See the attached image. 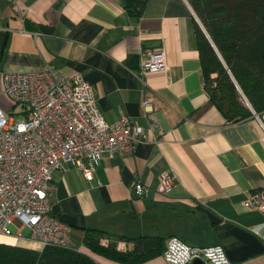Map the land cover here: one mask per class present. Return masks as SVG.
Masks as SVG:
<instances>
[{
  "label": "crops",
  "instance_id": "0c3cea01",
  "mask_svg": "<svg viewBox=\"0 0 264 264\" xmlns=\"http://www.w3.org/2000/svg\"><path fill=\"white\" fill-rule=\"evenodd\" d=\"M199 20L189 0H147L139 16L122 0H0L1 69L38 72L50 64L81 74L107 122L127 114L147 130L134 151L103 158L92 181L77 168L54 173V212L72 228L67 247L102 264H132L93 252L87 229L161 236L165 245L177 236L192 246L222 245L234 264H264V211L244 205L264 187V113L262 121L256 114L228 121L211 100ZM144 48L164 50L167 69L141 75ZM147 94L161 131L151 128ZM165 170L179 176L169 194L159 191ZM136 177L150 187L146 197L135 195ZM139 264L169 263L162 253Z\"/></svg>",
  "mask_w": 264,
  "mask_h": 264
},
{
  "label": "built area",
  "instance_id": "2783aa9c",
  "mask_svg": "<svg viewBox=\"0 0 264 264\" xmlns=\"http://www.w3.org/2000/svg\"><path fill=\"white\" fill-rule=\"evenodd\" d=\"M143 52L141 75L167 69L164 50ZM4 97L9 106L2 104ZM143 104L153 118L152 130L161 131L150 95ZM146 139L145 126L127 114L107 122L93 85L81 74L68 75L50 64L38 72L0 68V236L35 242L39 251L67 247L72 228L54 212V173L77 168L92 181L103 158L132 152ZM178 181L175 171H163L159 191L171 193ZM132 189L139 198L150 191L138 177ZM244 205L264 211V187L247 196ZM163 256L169 264H190L195 257L207 264H234L222 245L192 246L177 236L168 239Z\"/></svg>",
  "mask_w": 264,
  "mask_h": 264
},
{
  "label": "trees",
  "instance_id": "16d2710c",
  "mask_svg": "<svg viewBox=\"0 0 264 264\" xmlns=\"http://www.w3.org/2000/svg\"><path fill=\"white\" fill-rule=\"evenodd\" d=\"M132 15H141L147 0H122ZM196 21L205 87L228 121L264 113V0H189ZM85 244L107 258L139 264L166 248L161 236L104 235L87 229ZM131 247L120 249V242ZM0 264H102L69 247H33L0 241Z\"/></svg>",
  "mask_w": 264,
  "mask_h": 264
},
{
  "label": "rangeland",
  "instance_id": "374dc122",
  "mask_svg": "<svg viewBox=\"0 0 264 264\" xmlns=\"http://www.w3.org/2000/svg\"><path fill=\"white\" fill-rule=\"evenodd\" d=\"M5 104L6 106H9V103H8V101L6 100V99H4V100H2V104ZM12 231L14 232V233H17V231H18V229H17V227L16 226H14V225H12ZM23 233H24V235H27V234H29V229L28 228H25L24 230H23ZM4 239V238H6L5 236H0V239Z\"/></svg>",
  "mask_w": 264,
  "mask_h": 264
},
{
  "label": "water",
  "instance_id": "95a60500",
  "mask_svg": "<svg viewBox=\"0 0 264 264\" xmlns=\"http://www.w3.org/2000/svg\"><path fill=\"white\" fill-rule=\"evenodd\" d=\"M200 21V20H199ZM200 25L202 27V29L206 32L204 25L202 24V22L200 21ZM190 264H207L205 260H203L200 257H195L191 260Z\"/></svg>",
  "mask_w": 264,
  "mask_h": 264
}]
</instances>
